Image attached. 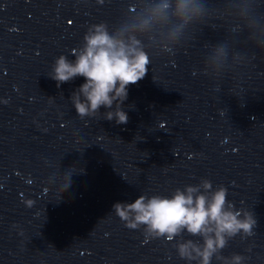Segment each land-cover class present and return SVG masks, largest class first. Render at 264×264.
<instances>
[{
	"label": "clouds",
	"instance_id": "obj_1",
	"mask_svg": "<svg viewBox=\"0 0 264 264\" xmlns=\"http://www.w3.org/2000/svg\"><path fill=\"white\" fill-rule=\"evenodd\" d=\"M201 10L195 0H161L151 7L149 20H167L176 16L181 24ZM142 30V29H141ZM179 30L177 25L173 34ZM136 26L123 25L110 30L106 22L91 25L83 37V44L73 50L74 60L60 55L54 62L50 78L57 82H69L84 77L85 83L72 95L71 103L80 119L102 116L117 124L128 122L122 105L128 97V86L143 79L150 64L149 54L137 38ZM103 107L105 111L101 113ZM71 184V174L61 184V196ZM228 190L223 185L213 189L208 179L197 185L176 188L170 196L139 195L133 202H117L113 211L128 229H143L147 238H166L173 241L187 233L200 241H178V256L196 264H211L213 258L223 264H243L245 257L233 254L230 258L220 253L230 239L254 234L256 220L245 209H237L227 200Z\"/></svg>",
	"mask_w": 264,
	"mask_h": 264
}]
</instances>
